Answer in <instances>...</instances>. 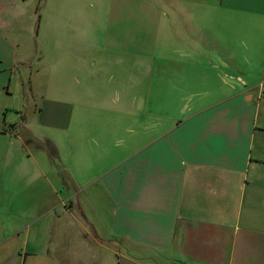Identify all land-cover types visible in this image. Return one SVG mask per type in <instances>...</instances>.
Returning <instances> with one entry per match:
<instances>
[{
  "label": "crops",
  "instance_id": "1",
  "mask_svg": "<svg viewBox=\"0 0 264 264\" xmlns=\"http://www.w3.org/2000/svg\"><path fill=\"white\" fill-rule=\"evenodd\" d=\"M74 1L89 67L34 52L25 111L45 0H0V264H264V0Z\"/></svg>",
  "mask_w": 264,
  "mask_h": 264
},
{
  "label": "rangeland",
  "instance_id": "2",
  "mask_svg": "<svg viewBox=\"0 0 264 264\" xmlns=\"http://www.w3.org/2000/svg\"><path fill=\"white\" fill-rule=\"evenodd\" d=\"M31 3L26 5L27 9L30 11L31 9ZM102 4L99 5V7H101ZM39 15L42 14L44 21H43V26H42V30H43V34L41 36H38L35 38V35L30 39V41H28L26 38H22V50L19 54L20 56V60L24 61L25 59H28L31 63V65L33 64V66H23L20 68L19 71V75H21L20 77H23V80H25L24 85H22L19 81V83H15L13 86V90L15 89V97L11 100L12 105L11 106H17V107H23V109L26 111L27 105H25L22 102V99L19 96L20 93V89L22 91V86H23V92H24V87L26 84H28V76H30V73L33 72V70H31L32 68H36V66L38 65V61L33 62L34 57L33 54L34 52H36L37 56H42L43 54L50 59L51 57H56V56H60L61 59H64L63 62H66L67 65H76V63L78 64H84L87 67H89V61L87 60H80L77 59L75 57V55H73V51L71 50V47L77 46V41L78 40H73V38H75V34H78L80 32H86L90 33L93 35V37H95V33L97 32L95 28H98V23L95 20L98 16H101V12L105 11L104 15H107L109 9H105V8H97V6H95V8L93 10H91V8L89 7H85V4L82 2H75L74 0H60L59 2L55 1V0H51V3H48V0H45L44 5H42L39 9ZM132 10L127 9V8H121L119 7V9H114V16H118V18L120 17H125L126 15L131 16L132 13L130 12ZM144 18H146V22L148 23H152V19L154 17L150 16L149 12L146 11V9H141L140 11H138ZM63 14H67L70 16V19L73 21L72 22V26L70 28L64 27L63 30H61L60 28L62 26H66L68 24H64L65 21L67 20V17ZM134 14V13H133ZM77 15V16H75ZM81 15H87L88 19L85 20V17L81 16ZM138 16L140 17V15H138L137 13L134 15L135 19H138ZM106 18V17H105ZM156 20V17L154 18ZM40 20V17H39ZM68 22V21H67ZM24 27V26H23ZM135 29L138 28L139 30V35H135V39H133V49L134 52L133 54L130 56L131 58V65L134 66L133 64H137L140 65L142 62H149V63H153L154 60H151V58H149V60L145 59V57L141 56L140 53V49H141V27H134ZM59 29V30H58ZM146 29H151V28H146ZM152 32L149 33V35H151ZM84 37V36H83ZM136 37H138L136 39ZM94 40H96L95 38H89L84 40L87 43H94ZM124 42V41H123ZM155 43H159L157 46H155L154 48H162V51L165 52H169L172 51L173 45L170 44L167 40H165L163 43L161 42H157L155 41L153 43V46ZM80 46V45H78ZM175 46V45H174ZM31 49V50H30ZM45 49L49 50L50 52L48 54H46ZM41 52V53H40ZM158 61V60H157ZM171 61H176V60H171ZM166 62V61H164ZM177 62V61H176ZM181 62V61H179ZM25 69V70H24ZM23 70V71H22ZM22 71V72H21ZM68 74L65 75V79L67 82V85H65L66 87H68V82L70 80H73ZM42 79L43 77H41L40 75L36 76V86L40 88V84H42ZM51 80H53L54 82H58L59 80V75H51ZM50 80V81H51ZM66 82L64 81V84H66ZM63 84V85H64ZM56 90V89H55ZM13 93V94H14ZM150 93L153 94V92H145V98L147 100H154V96L152 98H149ZM164 94V93H163ZM26 93H25V97H26ZM171 98L170 93H165V95L162 96V99L166 102L169 101V99ZM32 99V98H31ZM30 99V100H31Z\"/></svg>",
  "mask_w": 264,
  "mask_h": 264
},
{
  "label": "trees",
  "instance_id": "3",
  "mask_svg": "<svg viewBox=\"0 0 264 264\" xmlns=\"http://www.w3.org/2000/svg\"><path fill=\"white\" fill-rule=\"evenodd\" d=\"M49 155L52 160H56L57 152L51 145L49 146Z\"/></svg>",
  "mask_w": 264,
  "mask_h": 264
}]
</instances>
